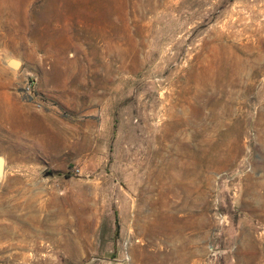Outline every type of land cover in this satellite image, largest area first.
<instances>
[{
	"label": "rangeland",
	"instance_id": "1",
	"mask_svg": "<svg viewBox=\"0 0 264 264\" xmlns=\"http://www.w3.org/2000/svg\"><path fill=\"white\" fill-rule=\"evenodd\" d=\"M0 156V264H264V0H0Z\"/></svg>",
	"mask_w": 264,
	"mask_h": 264
},
{
	"label": "built area",
	"instance_id": "2",
	"mask_svg": "<svg viewBox=\"0 0 264 264\" xmlns=\"http://www.w3.org/2000/svg\"><path fill=\"white\" fill-rule=\"evenodd\" d=\"M29 86H30V85H29L28 83L24 85V87H25L24 90H25L26 92H29Z\"/></svg>",
	"mask_w": 264,
	"mask_h": 264
},
{
	"label": "water",
	"instance_id": "3",
	"mask_svg": "<svg viewBox=\"0 0 264 264\" xmlns=\"http://www.w3.org/2000/svg\"><path fill=\"white\" fill-rule=\"evenodd\" d=\"M2 170V157L0 156V172Z\"/></svg>",
	"mask_w": 264,
	"mask_h": 264
}]
</instances>
